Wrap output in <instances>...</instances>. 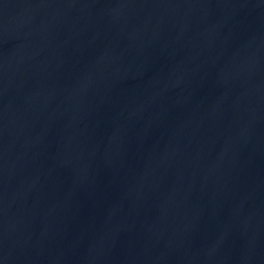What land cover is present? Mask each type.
<instances>
[{"label": "water", "instance_id": "water-1", "mask_svg": "<svg viewBox=\"0 0 264 264\" xmlns=\"http://www.w3.org/2000/svg\"><path fill=\"white\" fill-rule=\"evenodd\" d=\"M0 264H264V0H0Z\"/></svg>", "mask_w": 264, "mask_h": 264}]
</instances>
